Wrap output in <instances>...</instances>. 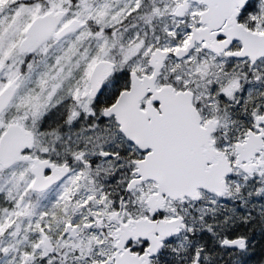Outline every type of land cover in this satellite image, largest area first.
<instances>
[{
	"label": "snow or ice",
	"instance_id": "snow-or-ice-1",
	"mask_svg": "<svg viewBox=\"0 0 264 264\" xmlns=\"http://www.w3.org/2000/svg\"><path fill=\"white\" fill-rule=\"evenodd\" d=\"M257 222L264 0H0V264H221Z\"/></svg>",
	"mask_w": 264,
	"mask_h": 264
},
{
	"label": "trees",
	"instance_id": "trees-1",
	"mask_svg": "<svg viewBox=\"0 0 264 264\" xmlns=\"http://www.w3.org/2000/svg\"><path fill=\"white\" fill-rule=\"evenodd\" d=\"M241 231L246 232L254 244L253 252L255 255L250 253L245 257H239L236 254L233 256L228 254L227 264H235L237 260L242 262L246 260V264H257L261 254H264V225L258 222L251 229L244 228Z\"/></svg>",
	"mask_w": 264,
	"mask_h": 264
},
{
	"label": "flooded vegetation",
	"instance_id": "flooded-vegetation-1",
	"mask_svg": "<svg viewBox=\"0 0 264 264\" xmlns=\"http://www.w3.org/2000/svg\"><path fill=\"white\" fill-rule=\"evenodd\" d=\"M258 223V222H257ZM254 224H256V223H254ZM254 224H252V225H250V226H248V227H246V228H249V229H251V227L252 226H254ZM234 254H232L231 256H233ZM237 256H239L238 254H236ZM239 257H241V256H239ZM227 258H228V254H224V256H223V260L221 261V264H227Z\"/></svg>",
	"mask_w": 264,
	"mask_h": 264
}]
</instances>
